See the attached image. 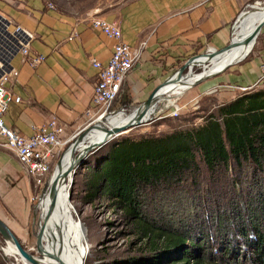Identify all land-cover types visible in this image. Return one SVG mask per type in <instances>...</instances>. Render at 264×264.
I'll use <instances>...</instances> for the list:
<instances>
[{"label": "crops", "instance_id": "crops-1", "mask_svg": "<svg viewBox=\"0 0 264 264\" xmlns=\"http://www.w3.org/2000/svg\"><path fill=\"white\" fill-rule=\"evenodd\" d=\"M255 2L258 0H0V12L34 32L33 51L47 56L36 68L22 56L15 58L19 75L11 80L9 91L22 100L12 102L5 122L27 136L53 117L65 124L68 135L86 125L99 73L93 60L106 64L114 48V41L91 25L95 16L118 22L125 42L143 46L141 61L117 98L135 109L188 58L229 44L235 21ZM75 31L78 36L70 39ZM263 72L264 28L248 58L210 84L248 85ZM16 157L0 145V197L11 180L29 192L26 180L31 186V177L22 175Z\"/></svg>", "mask_w": 264, "mask_h": 264}, {"label": "trees", "instance_id": "trees-1", "mask_svg": "<svg viewBox=\"0 0 264 264\" xmlns=\"http://www.w3.org/2000/svg\"><path fill=\"white\" fill-rule=\"evenodd\" d=\"M198 161L206 165L213 181L220 179L216 173L223 175V168L234 162L239 167L244 162L253 164L254 176L264 178V89L241 93L223 103L218 115H210L201 125L176 129L162 137H125L99 159V167L93 169L91 194L99 192L113 200L133 220L149 247L148 252H142L146 257L122 258L111 264H242L248 253L257 264H264V186L257 190L248 186V209L235 199L224 214L206 211L205 220L193 217L183 221V233L143 212L142 193L149 188L202 186L205 168ZM239 180L231 178L225 186L234 188ZM204 190L205 186L200 192ZM242 190H238L240 197ZM217 192L226 195V189ZM208 225L217 227L216 235L207 232ZM207 239L213 245L208 246ZM209 247L212 252L202 256ZM178 259L181 262H175Z\"/></svg>", "mask_w": 264, "mask_h": 264}, {"label": "rangeland", "instance_id": "rangeland-1", "mask_svg": "<svg viewBox=\"0 0 264 264\" xmlns=\"http://www.w3.org/2000/svg\"><path fill=\"white\" fill-rule=\"evenodd\" d=\"M252 5L264 6V0H258V2H255ZM251 9L252 7H249L247 10ZM96 17L102 16H95L93 18ZM253 17L256 18L255 15L251 18ZM93 18L91 19V25ZM251 18H247L245 23L239 26L237 32L245 27ZM233 66L229 67L220 74L205 79V83L202 84V82V85H197L190 89H188L189 86H185L184 89L179 88L176 91V95L182 93L183 95L180 96L178 101L171 100V102L175 101L171 104L168 103L170 99L168 98L169 94H167L166 98H164L165 100L162 99L160 102L161 105L159 104L161 107L159 111L161 110V112L154 121L149 124L135 127L128 134H122L115 138H111L108 142H105L103 146L93 152H90L84 163L76 167L73 175L68 178L67 183L62 185L67 186L68 194L65 197L69 203L70 209L69 221L66 220L68 225L65 224L64 228L62 225V230L70 228L72 221L79 224L81 223L80 225L84 230V235L82 237L83 239L81 238L82 242L80 241V243L83 244V250L87 247V250H84L83 253L84 264H111L117 259H129L135 256L143 258L146 257V254H142V252L149 251L147 250L149 248L147 245L148 240L137 232V228L135 227L133 220L129 219L120 208H117L113 200L102 196L99 192L91 194L93 189V169L99 167V159L103 155L109 153L112 146L125 137L133 139L162 137L174 132L176 129H187L201 125L210 117V115L217 116L218 110L223 103H226L230 98H236L242 92L233 87L232 84L218 83L213 85L210 84V82L212 80L215 81L229 73ZM162 104H167L168 107L165 108ZM176 105L182 106V109L180 110V114L178 116H173L172 112L174 111ZM122 109H125L123 113L120 111ZM132 109H134L133 104L132 106H129L127 103L122 104L120 101L116 100L113 102L110 109L103 114L105 116L97 118L95 124L90 127L85 125L76 134L69 135L71 140L67 143L59 158L55 160L52 171L48 175L42 177H32L28 175L26 169L20 163L22 167L21 170L22 172L24 171V174L22 175L24 176L26 174L31 177V186L29 185L28 180H26L29 192L26 193L24 186H20L18 182L15 181V183L11 180L10 185L4 187V196L2 195V197H0V215L9 224L27 250L33 254L39 255L35 233L38 231L39 223L42 220L41 215H44L51 205L52 195L49 194V197L47 195L41 203L39 202L44 188L55 174L61 157L65 156L73 142L80 136V132L82 130L87 132V130L92 129L89 134H86L84 143L79 145L77 149L78 152L92 142L103 139L106 129L94 127V125L99 124L110 127L120 123H125L129 119L128 115L125 113H129ZM115 111H118V115L110 116ZM66 158L73 160L75 156L69 154ZM198 163L202 169L205 168V182L202 183V186H198L197 183H195L194 186H157L155 188H149L147 193H142L145 200L142 210L146 215L148 214L149 219L155 218L158 223L165 224V226L171 224V226L178 229V233H183L180 231V229H184L183 221H191L193 217L195 219L205 220L206 211H211L213 214L217 213L218 215L224 214L225 212H228L226 209L231 204L230 202L235 199L248 209L249 200L247 199L249 198V195L248 192H246L248 190V186L254 187V190H257L258 186H264V178L261 179L260 175H257L256 177L254 176L255 168L251 163L244 162L239 167L238 163L234 162L233 166L223 168L224 173L220 172L221 174L223 173V175L216 173V177L220 176L218 181L212 180L213 177L211 178V172L207 170L206 165L204 167L202 161H198ZM227 173L231 175V177H228ZM231 178L240 179L234 188L228 184V186H225V183L231 181ZM203 186H205V190L201 193L200 190ZM218 189H226L227 193L224 192L226 195L218 196ZM229 189L233 190L230 192V195L228 194ZM242 189H244L245 192H243V197H240L238 190L241 192L243 191ZM24 192L26 193V197L23 199L22 194H24ZM7 195H10V198H7ZM251 208L253 210L256 209L253 207ZM51 216H53V214ZM207 223L212 224V222ZM52 225L48 223V231L44 239V246L47 250L51 248L50 246H53L56 243L54 240L58 235ZM199 230L202 232L200 227ZM216 230L217 227H213V229L210 225L207 227V232L212 235H216ZM0 245V264H29L21 256L8 254V250L5 252L8 245L2 237H0ZM207 245L211 246L213 244H210V241L207 239ZM67 250H69L68 247ZM211 250L212 249L209 247L207 252L204 250L201 252V255L206 256L212 252ZM249 255H251V253H248L247 256H245L242 264H257L255 262L256 260L248 257ZM50 260L51 258L46 261L47 264L50 263ZM175 262L181 261L178 259ZM181 264L187 263L181 262Z\"/></svg>", "mask_w": 264, "mask_h": 264}, {"label": "built area", "instance_id": "built-area-1", "mask_svg": "<svg viewBox=\"0 0 264 264\" xmlns=\"http://www.w3.org/2000/svg\"><path fill=\"white\" fill-rule=\"evenodd\" d=\"M92 25L101 29L115 43L113 55L106 64L93 60V65L99 73L92 105L86 111V126L95 124L97 118L105 114L117 100L128 75L141 61L143 48L133 47L123 41L122 30L116 22L96 17L93 18ZM77 36L78 32L75 31L70 39ZM34 39L35 34L31 30L0 12V145L16 154L28 175L42 177L51 173L55 160L71 140L65 124L53 117L32 135L27 136L8 127L5 122V115L12 102L22 100L9 91L11 80L19 75V69L14 64L15 58L22 56L33 68L47 59L44 54L33 53ZM232 86L242 93L264 89V72L254 83ZM181 109L182 106L176 105L172 115L178 116Z\"/></svg>", "mask_w": 264, "mask_h": 264}, {"label": "water", "instance_id": "water-1", "mask_svg": "<svg viewBox=\"0 0 264 264\" xmlns=\"http://www.w3.org/2000/svg\"><path fill=\"white\" fill-rule=\"evenodd\" d=\"M250 7H252L253 9L254 7H256V5H250ZM252 9L245 10L239 16V18L235 21L234 26H233V36L229 44H227L221 49H208L205 52L195 54L191 56L190 58H188L174 73L168 76L160 85H158L152 91V93L150 94V96L148 97L146 101L138 105L132 111L134 115L127 122L120 124V125L113 126L112 129L108 133L109 136H105L101 140L92 142L91 144L86 146L84 149H82L80 152H78L77 149H78L79 143L84 138L86 131L82 130L80 132V136L73 142V144L70 147L75 150L73 154L75 156V160L70 164V166L64 168L63 167L64 157H61L54 176L47 183V186L44 188L43 194L41 196L40 201H42V199L48 194H51L52 202H51L50 207L46 211V213L44 215L43 214L41 215L42 220L39 223L38 231L35 233L36 240H37V250L39 252V255L33 254L32 252L27 250L26 247L21 242V240L19 239V237L15 234V232L9 226V224L0 216V234L2 238L4 239V241L13 242L16 248L18 249L20 255H22L31 264H42L41 260L45 256H49V257L53 256L54 254H52L45 248L44 239L48 231L47 228H48L49 220L58 204L59 186H62L63 184L67 183L68 178L71 175H73L75 168L84 163V161L86 160L90 152H93L96 149L100 148L101 146L105 144V142H108V140H110L111 138H115L126 131H131L135 127L142 126L144 124H149L150 122L154 121L155 118L159 116V113L153 116H149V114H152L151 111L157 108V105L160 104L161 102L160 96L162 94L167 93V91L163 92L165 88H167L168 86L172 84L187 85L188 81L194 78L195 74H198L201 72L204 73L205 68H208L214 62L215 58H217L220 55H223L224 53L232 51L236 47L244 46L245 53L242 58L230 62L218 72H214V73L205 72L201 76L194 79V82L190 84L191 88L201 84L207 78H211L217 74L222 73L229 67L235 64H238L241 61H243L245 58H247L249 54L251 53L253 47L255 46L258 36L260 35L261 31L264 28V17L256 25L254 30L245 38L241 40L239 38V40H237L235 38V34H236V25L241 19V17L245 13H249L250 11H252ZM172 105H175V104H172ZM122 110L125 111V109H122ZM117 112L118 111H115L113 113H117ZM54 257L59 260L60 264H69L62 260L61 253L59 252Z\"/></svg>", "mask_w": 264, "mask_h": 264}, {"label": "bare ground", "instance_id": "bare-ground-1", "mask_svg": "<svg viewBox=\"0 0 264 264\" xmlns=\"http://www.w3.org/2000/svg\"><path fill=\"white\" fill-rule=\"evenodd\" d=\"M256 7H254L252 9V11H250L249 13H245L241 17V19L239 20V22L237 23V25H236V34H235V38L237 40H239V38L241 40V39L245 38L246 36H248L254 30V28L256 27V25L263 19V17H264V6L257 7V8ZM251 13H256L255 14V17L256 18H254V17H253L254 19L251 18L252 20L250 19L248 21L247 25H245V27H243L239 32H237L239 26L241 24L245 23L244 20ZM257 16H259V17H257ZM244 53H245L244 46L236 47L232 51L227 52V53H224L223 55H220L217 58H215L214 59V62L208 68H205V72L206 73L218 72L219 70L223 69L230 62L242 58L244 56ZM204 73L201 72L198 75L195 74L194 75V78L190 79L188 81V84L187 85L172 84V85L168 86L163 91V92H166L167 91V93L162 94L160 96L161 101H162V99L166 98V95L167 94H169L168 95V98L170 100H176V101H178L179 98H180V96L183 95V93L176 96V94H177L176 91L179 88L184 89L185 86H189L188 89H190L191 88V85L190 84H192L194 82V79L197 78V77H199V76H201ZM159 109H161V107L158 104L157 105V108H155L154 110H152L151 111L152 114H149V116L157 115L158 113H160L161 110L159 111ZM123 112L124 111H122V113ZM125 114L128 115L129 119L134 115L133 112L132 113H125ZM114 115H118V113H112V115H110V116H114ZM120 124H117V125H120ZM114 126H116V125H114ZM94 127H98V128H101V129H103V128L106 129L105 130V133H104V136H103V138H104L105 136H109L108 133L112 129L113 126L106 127L105 125H99V124H97V125H94ZM91 130H87V132L85 133L84 138L80 141L79 145L84 143V139L86 138V134L87 133L89 134V132ZM129 132L130 131H126V132H124L122 134L124 135V134H127ZM122 134H120V135H122ZM74 151L75 150L73 148H70L66 152V154L64 156V159H63V167L64 168L70 166V164L75 160V158L73 160H69L70 158H66V157L69 156V154H72V156H74L73 155L74 154ZM67 194H68L67 186H59L58 204H57V207H56L55 211L52 213L53 216H51V218L49 220V223L51 225L53 224L52 226L54 227V230H56V233L58 234L55 237V240H54L56 243L53 246H50L51 248L48 249V251H51V253L54 254V255L53 256H50V257L49 256H45L41 260L42 261V264H47L46 261L49 258H51L49 264H60V262L57 260V258L54 257V256L57 255L58 252L61 253L62 260L65 261V259H66V262L69 263V264H84V255H83V253H84V250H87V247H86V249L83 250L82 249L83 244L80 243V241L83 239L82 237L84 235V230H83V228L80 225L81 223L79 224V223H76V222L72 221L71 222V225H70V228H68L67 230H65V229L62 230V225H63V228H64V225L67 224V221L66 220L69 221V217H70L69 203L67 202V199L65 197ZM48 197H49V194H48ZM43 199H42V201H43ZM42 201H40V203ZM51 202H52V196H51ZM39 206H40V204H39ZM6 243H7L8 247L5 249V252L8 250V254H13V255L16 254L18 256H21L23 259H25L22 255H20L18 249L16 248V246H15V244L13 242H6ZM67 247L69 248V250H67ZM25 261L27 263L31 264L28 260L25 259Z\"/></svg>", "mask_w": 264, "mask_h": 264}]
</instances>
